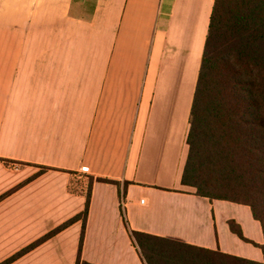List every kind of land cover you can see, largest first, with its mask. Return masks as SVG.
<instances>
[{"label": "crops", "instance_id": "1", "mask_svg": "<svg viewBox=\"0 0 264 264\" xmlns=\"http://www.w3.org/2000/svg\"><path fill=\"white\" fill-rule=\"evenodd\" d=\"M71 3L0 0V263L88 197V262L145 264L121 204L133 229L262 261L229 225L263 243L250 206L182 184L215 0H96L90 19L72 16ZM82 226L9 264H76Z\"/></svg>", "mask_w": 264, "mask_h": 264}, {"label": "trees", "instance_id": "2", "mask_svg": "<svg viewBox=\"0 0 264 264\" xmlns=\"http://www.w3.org/2000/svg\"><path fill=\"white\" fill-rule=\"evenodd\" d=\"M96 0H72L70 14L90 19ZM188 155L182 184L210 200L222 199L250 206L264 236V0H215L190 113ZM47 169L41 167L40 172ZM116 183L120 181L101 178ZM128 182H124V187ZM89 208L16 252L0 264H9L79 218L83 226L76 264L82 259ZM121 213L145 264H264V241L243 235L230 219L233 232L259 246L257 261L221 250L194 245L130 227Z\"/></svg>", "mask_w": 264, "mask_h": 264}, {"label": "built area", "instance_id": "3", "mask_svg": "<svg viewBox=\"0 0 264 264\" xmlns=\"http://www.w3.org/2000/svg\"><path fill=\"white\" fill-rule=\"evenodd\" d=\"M80 172L83 174L89 173V166L88 165H83L80 169Z\"/></svg>", "mask_w": 264, "mask_h": 264}]
</instances>
